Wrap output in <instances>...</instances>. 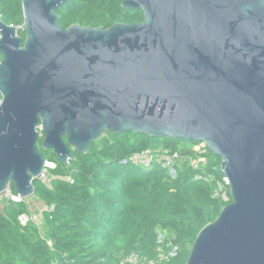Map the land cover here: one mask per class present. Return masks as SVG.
<instances>
[{
    "label": "water",
    "instance_id": "1",
    "mask_svg": "<svg viewBox=\"0 0 264 264\" xmlns=\"http://www.w3.org/2000/svg\"><path fill=\"white\" fill-rule=\"evenodd\" d=\"M25 37L0 18V196L24 198L55 162L107 132L204 142L231 201L185 264H264V0H122L143 20L59 25L70 0H21Z\"/></svg>",
    "mask_w": 264,
    "mask_h": 264
},
{
    "label": "trees",
    "instance_id": "2",
    "mask_svg": "<svg viewBox=\"0 0 264 264\" xmlns=\"http://www.w3.org/2000/svg\"><path fill=\"white\" fill-rule=\"evenodd\" d=\"M122 0H70L58 7L60 26L104 27L143 20L141 9L122 7ZM0 18L24 38L21 0H0ZM1 59V56H0ZM38 149L47 161L50 180L33 181L34 196L45 205L41 224H21L18 216L30 211L26 198L0 201V264H121L135 253L154 258L159 250L175 249L160 264H185L202 227L213 222L227 202L213 196L224 172L221 158L206 150L197 168L185 157H195L198 142L158 137L125 130L107 132L85 152L61 163L49 149ZM178 152L176 175L158 161L141 166L129 161L145 149ZM9 189L16 194L13 183ZM159 232L164 233L159 242Z\"/></svg>",
    "mask_w": 264,
    "mask_h": 264
},
{
    "label": "built area",
    "instance_id": "3",
    "mask_svg": "<svg viewBox=\"0 0 264 264\" xmlns=\"http://www.w3.org/2000/svg\"><path fill=\"white\" fill-rule=\"evenodd\" d=\"M1 60V59H0ZM3 96L0 91V104L2 102ZM208 150V147L204 142H198L197 145L194 147L195 151V157H185L186 160H188L190 166L193 168H197L198 166H202L206 162L205 152ZM183 159V157L178 152H167L162 150H154V149H145L144 151L140 153H135L129 158V161H131L134 164L141 165V166H150L155 160L159 162L160 166L167 170L169 175L174 176L177 173L179 162ZM49 177V173L47 169H44V171L40 175V179L44 180ZM50 178V177H49ZM229 187L228 179L224 174V177L222 181H218L216 183L213 196L215 198H219L224 202H227L229 200V195L227 193L226 188ZM24 197H21L17 192L16 194H13L11 190L9 189V186H7V189L5 190L4 194L0 196V201L4 199H9L13 201H20ZM18 219L21 224H26L28 222H34L41 224V219L39 218V215L35 213L34 211H29L27 213L20 214L18 216ZM164 238V233L159 232V242H162ZM175 255V249L169 248L167 250H159L158 254L150 259L146 257H140L135 253H130L122 256L120 258L121 264H160L162 261L166 260L168 257Z\"/></svg>",
    "mask_w": 264,
    "mask_h": 264
},
{
    "label": "crops",
    "instance_id": "4",
    "mask_svg": "<svg viewBox=\"0 0 264 264\" xmlns=\"http://www.w3.org/2000/svg\"><path fill=\"white\" fill-rule=\"evenodd\" d=\"M26 200L29 209L37 213L39 215V218L41 219L42 210L46 208L45 205L42 203V201L35 196L34 197L29 196L26 198Z\"/></svg>",
    "mask_w": 264,
    "mask_h": 264
},
{
    "label": "rangeland",
    "instance_id": "5",
    "mask_svg": "<svg viewBox=\"0 0 264 264\" xmlns=\"http://www.w3.org/2000/svg\"><path fill=\"white\" fill-rule=\"evenodd\" d=\"M49 180H50V178L48 177V178L44 179L43 181L46 182V183H48ZM31 197H34V195H32ZM35 197H36V196H35Z\"/></svg>",
    "mask_w": 264,
    "mask_h": 264
}]
</instances>
